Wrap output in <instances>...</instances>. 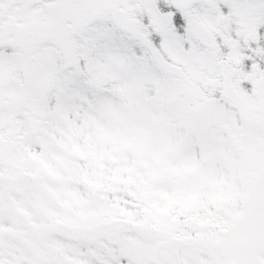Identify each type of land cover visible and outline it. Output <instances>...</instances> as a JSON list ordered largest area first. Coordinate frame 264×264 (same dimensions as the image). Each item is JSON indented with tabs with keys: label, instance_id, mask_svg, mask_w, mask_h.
I'll return each mask as SVG.
<instances>
[{
	"label": "snow or ice",
	"instance_id": "6c2138e0",
	"mask_svg": "<svg viewBox=\"0 0 264 264\" xmlns=\"http://www.w3.org/2000/svg\"><path fill=\"white\" fill-rule=\"evenodd\" d=\"M0 264H264V0H0Z\"/></svg>",
	"mask_w": 264,
	"mask_h": 264
}]
</instances>
